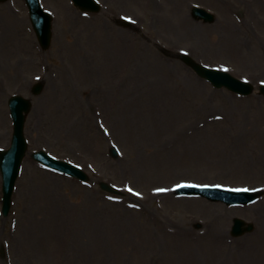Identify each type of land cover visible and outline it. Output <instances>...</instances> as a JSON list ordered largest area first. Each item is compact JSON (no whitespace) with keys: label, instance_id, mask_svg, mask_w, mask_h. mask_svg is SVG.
<instances>
[{"label":"rangeland","instance_id":"1","mask_svg":"<svg viewBox=\"0 0 264 264\" xmlns=\"http://www.w3.org/2000/svg\"><path fill=\"white\" fill-rule=\"evenodd\" d=\"M101 1V13L83 14L71 0H42L54 15L47 51L25 2L0 3V148L12 137L9 97H30L34 84L45 85L32 96L29 154L12 210L0 215V264H264V222L257 216L264 196L227 207L157 191L179 182L264 186V96L217 90L174 56L191 52L258 90L264 0ZM192 4L216 13L217 21L193 19ZM121 16L135 27L117 25ZM154 108L161 123L147 146L131 121ZM111 145L119 159L110 158ZM37 150L82 166L92 182L44 169L30 156ZM100 181L123 195L101 190ZM1 188L0 175V210ZM236 217L254 221L255 231L233 238ZM216 226L225 239L215 238Z\"/></svg>","mask_w":264,"mask_h":264},{"label":"water","instance_id":"2","mask_svg":"<svg viewBox=\"0 0 264 264\" xmlns=\"http://www.w3.org/2000/svg\"><path fill=\"white\" fill-rule=\"evenodd\" d=\"M0 1H5V0H0ZM80 2L81 0H77ZM83 7L85 8H90V9H96V7L91 4V1L89 0H82V3H80ZM31 11L35 17V19L39 22L42 23L41 28L36 27L38 35L40 37L42 46L47 48L50 44L51 40V33H50V24L47 26V21L45 19H40L39 15L42 13L40 10L39 4L37 2H34L31 6ZM194 17H200L205 19L206 22L212 21L213 17L208 15L206 12L201 11V10H196L194 12ZM50 22V20H49ZM48 28V29H47ZM183 60L191 65L196 72L204 77L213 82V84L217 87H221L223 85L228 86L232 90L243 93V94H249L251 92V87L246 84H242L236 80H232L229 82L230 78L227 75L224 74H219L218 72H214L211 70H206L203 67H200L199 65L195 64L191 59L189 58H183ZM37 93L40 92V88L36 90ZM11 108L14 114V119H15V134H14V139H13V144L12 147L9 151L0 154V166L1 170L4 176V193H5V198H4V214L7 215L8 209L10 207V201H11V195L12 191L15 186V181L18 176L19 170H20V165L22 162V158L24 157L26 153V143L23 138V128H24V120L25 116L23 115V112H28L29 111V102L17 98L11 102ZM115 155V154H114ZM44 158L46 162H48V158L45 154L40 153L39 155H36V158ZM53 166L57 169L66 171L72 175L75 176H80L81 178H85L84 175L81 172H78L74 168L68 166L67 164L60 163V162H54ZM104 189H107L106 186H103ZM221 196L220 194H218ZM232 201H243L246 202L248 200H239V199H230L228 202ZM236 225L234 227L233 233L235 235H240L244 232H248L251 229H253V226H249L247 228H244L245 223L241 220H236L235 221Z\"/></svg>","mask_w":264,"mask_h":264},{"label":"bare ground","instance_id":"3","mask_svg":"<svg viewBox=\"0 0 264 264\" xmlns=\"http://www.w3.org/2000/svg\"><path fill=\"white\" fill-rule=\"evenodd\" d=\"M151 3V2H149ZM150 5V4H149ZM3 12L5 11V9L2 10ZM65 12V16L66 18H71V14L70 12L68 11H64ZM74 15V14H73ZM72 15V16H73ZM2 21L5 23L6 20L4 18H2ZM223 31V30H222ZM224 33H226L227 31L224 30L223 31ZM22 36V33L20 32V34L17 36V34L15 35L14 37V44L15 46L18 44H20V38ZM29 66V65H27ZM27 66L24 64V68L27 69ZM121 109V108H120ZM155 111H151V110H146L147 114L144 115V117H146V119H143L141 122L140 120L136 117V116H133V119L131 121V124L133 125L134 129L136 130L135 132V135L137 136V138L141 141H145V143L147 144V146L149 145V143H151L153 141L152 137L155 133V129L156 127H154L156 124H159L161 123L158 118L156 117V108H154ZM121 111H123V109H121ZM124 113V111L122 112ZM155 113V117L153 118V114ZM130 118V117H129ZM188 201V200H186ZM203 209H205V207H203ZM260 210H258V213H259ZM226 216V215H224ZM258 216V219L262 222H264V214L263 212L261 211L259 214H257ZM218 223V222H216ZM220 224V223H218ZM33 226V223L30 224V227ZM33 228H35L33 226ZM216 230H215V238H221V239H225L226 235H225V232L223 231V229L219 226H216L215 227ZM81 239H82V236H81ZM88 241V240H87ZM196 264H200L199 262H197Z\"/></svg>","mask_w":264,"mask_h":264},{"label":"snow or ice","instance_id":"4","mask_svg":"<svg viewBox=\"0 0 264 264\" xmlns=\"http://www.w3.org/2000/svg\"><path fill=\"white\" fill-rule=\"evenodd\" d=\"M224 71H228V69L225 68ZM183 186H185V185H178V187H183ZM193 186L194 187H199V185H193ZM128 191L131 192L132 189L129 188ZM157 191H159V192H165V191H167V189H157ZM237 191H249V189H237ZM136 195L139 196L140 193H136Z\"/></svg>","mask_w":264,"mask_h":264}]
</instances>
